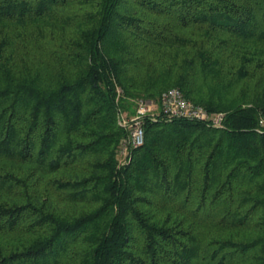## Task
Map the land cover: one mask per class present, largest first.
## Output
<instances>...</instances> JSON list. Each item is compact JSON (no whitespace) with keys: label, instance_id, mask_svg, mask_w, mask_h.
Returning <instances> with one entry per match:
<instances>
[{"label":"trees","instance_id":"obj_1","mask_svg":"<svg viewBox=\"0 0 264 264\" xmlns=\"http://www.w3.org/2000/svg\"><path fill=\"white\" fill-rule=\"evenodd\" d=\"M263 5L0 0V21L71 27L64 45L79 52L67 63L81 67L24 74L6 53L10 38L0 39V264H264V104L207 101L192 74L256 76L264 66ZM203 26L217 43L198 46L174 30ZM188 45L197 50L183 58L190 67L173 77L167 53ZM169 86L225 111L224 126L146 117L144 145L121 164L128 136L121 108ZM45 179L69 204L92 207L63 209L41 188ZM207 204L233 227L252 224L257 236L204 235L196 220Z\"/></svg>","mask_w":264,"mask_h":264},{"label":"rangeland","instance_id":"obj_2","mask_svg":"<svg viewBox=\"0 0 264 264\" xmlns=\"http://www.w3.org/2000/svg\"><path fill=\"white\" fill-rule=\"evenodd\" d=\"M264 7V5H263ZM264 8L260 10V18L264 26ZM176 33L184 36H191L196 42V45L206 44L212 45L217 43L213 37L208 35V26L195 29H184L175 27ZM7 35L10 38L11 44L8 46L6 53L12 55L13 59L18 63L17 68L22 70L24 74L31 73L36 74L39 70L50 72L55 74L60 69L80 70L78 64L69 66L67 61L70 59V55L74 54L79 49L73 50V48L67 47L66 39L74 35V30L71 27L65 26L61 21L56 19H48L39 22L19 23L17 21H0V39ZM214 35V34H213ZM212 35V36H213ZM263 49L264 45L259 44ZM173 51L167 53L169 61L173 62L174 68L171 70L173 77H176L180 72H187L190 67V63L183 62V58L189 59L197 51L189 46L185 49L175 48ZM264 50V49H263ZM172 58H176L172 59ZM264 61V54L262 58ZM186 64L187 68H182V65ZM191 71V69H190ZM196 69L192 74L197 75V82L199 83V92L204 96L205 100L213 101L225 108L235 107H249L255 102L264 104V66L260 69L258 74L254 77L246 79H237L236 77H227L225 80H221L219 77L214 76L213 73H200L197 74ZM163 82L162 79L159 81ZM170 87V86H169ZM177 87V86H173ZM172 88V87H170ZM169 89V88H168ZM118 91L123 95V88L119 85ZM155 99V97L146 96L144 92H140L137 97L130 98L129 106L127 108H121L120 114L127 112L130 117L135 113V106L137 99ZM264 118V116H262ZM120 124V123H119ZM121 149V148H120ZM118 155L119 161L122 164L128 163L130 154L128 157L122 154L121 150ZM45 179L41 184V188L49 192V195L60 206L67 211H81L83 207H89L90 202H81L78 204L70 203L64 198L65 194L59 192L55 187L47 183ZM92 207V206H91ZM219 211H212L207 204L205 209L200 212L199 218H197V224L199 231L204 235H211L215 237H237L239 239L247 236H257L258 230L252 226L247 227H233L228 223L220 220L224 214L223 209L219 208ZM192 215V213H190ZM186 215V214H185ZM191 216L187 214V219Z\"/></svg>","mask_w":264,"mask_h":264},{"label":"built area","instance_id":"obj_3","mask_svg":"<svg viewBox=\"0 0 264 264\" xmlns=\"http://www.w3.org/2000/svg\"><path fill=\"white\" fill-rule=\"evenodd\" d=\"M120 94V91H118ZM133 116L127 112L119 115V123L126 128L128 136L124 139L121 152L129 156L131 148L144 145L146 140V117L151 121L175 119L196 120L210 126L221 128L226 119L225 111H212L185 96L179 87L165 90L155 99H137ZM264 125V118L261 120ZM123 164V163H122Z\"/></svg>","mask_w":264,"mask_h":264}]
</instances>
